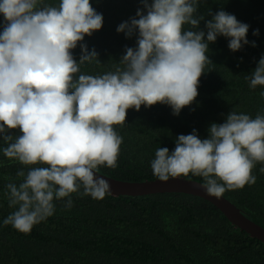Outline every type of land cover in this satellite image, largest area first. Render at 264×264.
I'll return each mask as SVG.
<instances>
[{
    "label": "clouds",
    "instance_id": "1",
    "mask_svg": "<svg viewBox=\"0 0 264 264\" xmlns=\"http://www.w3.org/2000/svg\"><path fill=\"white\" fill-rule=\"evenodd\" d=\"M200 2L141 0L143 9L116 29L136 36V47H127L120 59L123 67L77 76L80 65L98 58L80 43L103 25L91 0H0V141L6 145L0 154L27 168L17 172L22 182L5 185L3 195L14 211L3 225L29 234L54 215V201L70 208L73 193L102 200L110 184L96 174L100 167H117L123 138L114 126L125 123L127 110L159 103L178 116L198 96L210 43L222 36L232 52L256 46L247 39L250 26L223 9L210 12L206 31L200 30ZM252 34L259 36V29ZM78 44L77 62L72 50ZM246 79L252 90L264 86V55ZM208 133L205 139L196 129L179 135L171 152L159 147L153 174L161 181L202 177L205 192L217 198L255 184L252 169L264 163V114L252 118L232 110Z\"/></svg>",
    "mask_w": 264,
    "mask_h": 264
},
{
    "label": "trees",
    "instance_id": "2",
    "mask_svg": "<svg viewBox=\"0 0 264 264\" xmlns=\"http://www.w3.org/2000/svg\"><path fill=\"white\" fill-rule=\"evenodd\" d=\"M56 4L58 0H47ZM151 3V0H149ZM103 15V25L84 43L98 58L80 65L76 75H102L122 68L120 59L127 47H136V36L127 38L117 27L143 9L141 0H91ZM234 14L248 24L245 45L232 52L228 40L218 37L209 44V61L200 77L198 96L180 114L173 115L168 105L141 106L127 110L125 123L114 126L123 138L117 167H100L99 172L125 180H150L151 161L159 147L171 152L175 140L196 129L201 139L208 128L223 123L232 111L255 118L264 114V86L250 89L252 71L264 55V0H201L197 16H204L200 30L219 10ZM0 15V31L4 26ZM190 29V25H185ZM259 29V36L253 30ZM194 30V29H193ZM79 61L81 49L72 50ZM10 134H19L12 130ZM0 146L3 142L0 141ZM264 163L252 169L256 183L227 190L223 196L254 222L264 227ZM27 168L0 154V264H264V243L231 224L210 202L185 193H154L139 196L107 194L102 200L72 194V206L54 201L55 213L33 227L29 234L3 225L12 212L3 192L9 182H22L20 169ZM184 177V176H181ZM204 183L202 177L189 176ZM81 192L83 189L80 190Z\"/></svg>",
    "mask_w": 264,
    "mask_h": 264
},
{
    "label": "water",
    "instance_id": "3",
    "mask_svg": "<svg viewBox=\"0 0 264 264\" xmlns=\"http://www.w3.org/2000/svg\"><path fill=\"white\" fill-rule=\"evenodd\" d=\"M110 184L111 195L139 196L154 193H185L200 197L214 205L235 227L264 243V227L244 215L239 208L233 205L223 195L219 198L208 195L203 183L195 179L184 177H170L168 181L158 178L150 180L118 179L98 172Z\"/></svg>",
    "mask_w": 264,
    "mask_h": 264
}]
</instances>
